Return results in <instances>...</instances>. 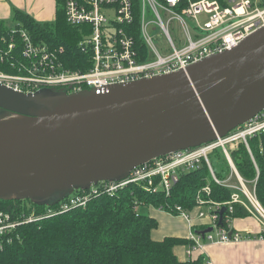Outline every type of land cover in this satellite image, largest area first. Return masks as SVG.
<instances>
[{
  "label": "water",
  "instance_id": "1",
  "mask_svg": "<svg viewBox=\"0 0 264 264\" xmlns=\"http://www.w3.org/2000/svg\"><path fill=\"white\" fill-rule=\"evenodd\" d=\"M263 108L264 27L186 70L99 94H26L0 83V200L46 206L61 191L117 181L161 155L227 136Z\"/></svg>",
  "mask_w": 264,
  "mask_h": 264
},
{
  "label": "built area",
  "instance_id": "2",
  "mask_svg": "<svg viewBox=\"0 0 264 264\" xmlns=\"http://www.w3.org/2000/svg\"><path fill=\"white\" fill-rule=\"evenodd\" d=\"M147 3L154 11V19L146 20ZM140 8V31L145 52L136 48L135 39L127 30V25L134 19L132 0H67V23L81 29L79 47L89 56L88 69L66 67L69 55L64 46H51L46 40H36L18 22L0 27V83L26 94L57 88L70 94L86 89L99 94L115 84L186 70L204 58L239 45L264 27V0H141ZM202 13L208 16L205 22L198 20ZM174 19L179 21L186 37L181 45L175 42L170 33V23ZM159 27L167 38H164L166 49L159 47V40L163 36L154 32ZM262 133L264 108L245 124L231 130L227 136L198 147L161 155L137 165L125 178L117 181L103 180L92 184L89 189H78V193L74 192L61 201L58 210L48 209L44 215H37L34 210L31 214L17 215L0 211V238L16 230L22 223L55 215L75 206H85L92 198L103 194L114 195L132 184L152 193L160 191L170 196L181 174L199 170L204 165L209 167L211 178L217 184L229 188L232 195L230 200L224 202L208 199L205 195L211 194L210 184L197 192L195 207L199 208V217L207 216L213 230L202 235L203 230L195 229L192 224L188 254L201 247L205 240L234 242L251 237L232 229L230 219L233 206L238 203L255 213L262 220L263 231L264 207L251 193L255 192L256 182L251 191L233 163L228 148L242 141L252 155L249 140ZM217 150L225 152L230 164V173L223 179L217 178L210 160L211 154ZM223 208L226 209L223 218H226L228 228L219 222ZM167 212L192 220L188 210L181 205H175L174 211ZM206 262L210 264V260Z\"/></svg>",
  "mask_w": 264,
  "mask_h": 264
},
{
  "label": "trees",
  "instance_id": "3",
  "mask_svg": "<svg viewBox=\"0 0 264 264\" xmlns=\"http://www.w3.org/2000/svg\"><path fill=\"white\" fill-rule=\"evenodd\" d=\"M66 2L56 0L57 14L53 22L40 23L27 12L17 9L13 20L27 28L36 40H46L51 46H64L69 55L66 67L88 69L89 56L79 47L82 32L79 27L67 23ZM140 5L141 0H132L134 19L127 25V30L134 37L136 48L145 52L140 31ZM5 25L6 22L0 20V27ZM249 145L253 156L242 141L228 149L241 177L246 181H256L255 192L264 206V133L252 137ZM210 160L217 178H225L230 172V164L222 151L213 152ZM207 184L211 186V194L205 195L208 199L216 202L231 199V190L217 184L211 178L209 167L204 165L199 170L181 174L170 196L160 191L152 193L132 184L114 195L92 198L85 206H75L22 223L0 238V264H207L202 256L186 261L176 256L174 247L188 243L186 239L166 237L159 241L152 238V231L159 223L148 212L149 207L174 211L175 205L193 209L197 192ZM61 201L43 206L32 200L3 199L0 200V211L17 215L31 214L34 210L37 215H44L48 209L58 210ZM233 207L231 218L245 217L250 213L238 203ZM223 221L228 228L226 218ZM263 236L264 231L258 237Z\"/></svg>",
  "mask_w": 264,
  "mask_h": 264
},
{
  "label": "crops",
  "instance_id": "4",
  "mask_svg": "<svg viewBox=\"0 0 264 264\" xmlns=\"http://www.w3.org/2000/svg\"><path fill=\"white\" fill-rule=\"evenodd\" d=\"M20 10L30 14L38 22H53L56 18V0H0V20L5 21L14 17V10ZM149 214L159 223L152 231V238L161 241L166 237H180L188 240V243L178 244L173 251L182 261L194 260L199 257L210 260V264H264V236L262 220L255 213H249L245 217H233L230 225L233 230L244 236L234 242H217L205 240L201 247H197L188 254L190 245L189 236L191 226L199 231L205 230L211 224L210 219L205 216L199 217V208L188 210L192 220L181 215H173L165 210L154 207L148 208Z\"/></svg>",
  "mask_w": 264,
  "mask_h": 264
},
{
  "label": "rangeland",
  "instance_id": "5",
  "mask_svg": "<svg viewBox=\"0 0 264 264\" xmlns=\"http://www.w3.org/2000/svg\"><path fill=\"white\" fill-rule=\"evenodd\" d=\"M146 10H147V13H146V20H151L152 18L154 19L155 17H154V11H152L153 9L150 7V4L149 3H147V5H146ZM163 18H164V20H165V22H167L168 23V21H167V17L163 14ZM208 18V16L205 14V13H202V14H200L199 15V17H198V20L199 21H201V22H205L206 21V19ZM6 24H8V25H10V26H12L13 24H14V20H13V17L11 18V19H8V20H6ZM170 33H171V36L173 37V39L175 40V42L177 43V44H179V45H181V42L182 41H185V39H186V37H185V35H184V32H183V29L181 28V25L179 24V21H177L176 19H174V20H172V22L170 23ZM155 32V34H157V35H159V36H163V38L162 39H160L159 41H160V45H159V47L160 48H164V49H166L167 48V44H166V42H165V40L167 39L166 38V36H165V34H164V31H163V29L162 28H157L156 29V31H154ZM164 38H165V40H164ZM54 92H58V93H67V94H70V93H68L67 91H65L64 89H56V90H54ZM231 145H233V144H231ZM231 147V146H230ZM222 153L225 155V152L224 151H222ZM251 154V153H250ZM228 161V160H227ZM234 163V162H233ZM235 165H236V163H235ZM237 167V166H236ZM231 170V169H230ZM238 170V169H237ZM239 172V171H238ZM230 173V172H229ZM229 173H228V175H229ZM240 174V173H239ZM228 175H226V176H228ZM234 177H235V175H234ZM233 177V178H234ZM223 179V178H222ZM235 179V181L237 180L236 178H234ZM256 181H250V180H248L247 182L245 181V183H246V186L251 190V191H253V188H254V183H255ZM251 193H253V195H255L256 197H257V195H256V192H251ZM65 194H68L69 196L70 195H72L73 194V191L72 192H70V191H65V192H63V191H61L60 193H56L55 194V196H52V197H50V199H48V201H47V205H49L51 202H54V201H56L57 199H60L63 195H65ZM257 200H258V198H257ZM58 201V200H57ZM259 201V200H258ZM27 203V202H26ZM28 205L27 206H30V204H29V202L27 203ZM259 204L261 205V203L259 202ZM262 206V205H261ZM264 207V206H263ZM158 209V208H157ZM140 210V209H139Z\"/></svg>",
  "mask_w": 264,
  "mask_h": 264
}]
</instances>
